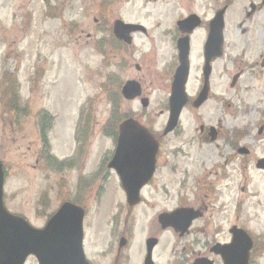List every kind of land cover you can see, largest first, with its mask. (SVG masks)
I'll return each instance as SVG.
<instances>
[{"label": "rangeland", "instance_id": "obj_1", "mask_svg": "<svg viewBox=\"0 0 264 264\" xmlns=\"http://www.w3.org/2000/svg\"><path fill=\"white\" fill-rule=\"evenodd\" d=\"M203 7L204 0H0V162L6 171L5 204L11 213L22 215L33 226L40 227L64 201H79L80 189L70 186L72 180L60 183L57 161L74 156L75 138L82 127L89 133L87 155L91 158L89 168L88 165L85 168L83 161L80 166L76 165L81 167L82 173L98 167L105 151L111 147L104 136L106 125L109 126L112 115H116L111 93L117 91L110 87L109 70L116 78L123 72L124 79L142 77L144 96L150 100L149 107L144 109L140 101H121L116 96L120 113L137 114L147 126L154 127L157 135L164 138L165 156L161 163H172L171 149L175 145L179 147L187 139L188 118V113H184L182 138L175 142L171 134L163 136L169 116L168 72L169 66L175 63L170 51L172 32L177 21L189 12L203 15ZM118 18L142 23L150 30L149 38L143 35L136 38L139 48L133 50L135 60L130 52H126L131 66L124 70L117 66V59H113L115 66L109 67L111 44L106 45L111 40L109 27ZM89 34L91 38H88ZM155 46L160 49L161 56L153 55L149 59L145 52L155 51ZM137 64L143 71L136 69ZM14 94L18 100L12 96ZM86 107L87 116L91 115L90 121L86 117L84 120L80 118ZM48 112L51 121L47 118ZM42 119L48 128L45 147L39 133ZM248 144L252 147L254 141ZM254 147L251 158L242 157L240 181L236 182L234 192L227 198L229 201L226 200L231 205L229 211L222 212L220 203L223 200L218 196L213 203L218 214L209 212L207 219L212 228L219 230L226 226L227 233L228 224L234 220L233 205L240 204L242 226L260 239L264 238V172L256 169L255 159L264 155V145L256 140ZM47 155L48 165L44 163ZM178 157L182 158L180 163L186 169L187 165L193 169L194 176L203 177V162L207 161L205 166L210 168L218 159V152L208 146L188 158L182 157L178 151ZM169 169L168 166V170H163L162 182L165 183L156 186L157 190H149L151 206H154L152 213L137 215L138 244L150 233L148 229L141 228L142 223L153 216L156 218L159 212L172 211L178 204L174 197L179 181L171 177ZM194 176L191 183L196 186ZM99 183L97 179L92 181L90 187L85 188L86 195H83V200L87 205L89 202L90 207L87 254L91 259L93 252L105 249L102 238L108 209L115 204L107 200L97 203L102 191ZM161 238L163 253L161 251L156 260L158 264H168L187 241L174 238L169 232H163ZM27 264L38 263L35 258H30Z\"/></svg>", "mask_w": 264, "mask_h": 264}, {"label": "flooded vegetation", "instance_id": "obj_2", "mask_svg": "<svg viewBox=\"0 0 264 264\" xmlns=\"http://www.w3.org/2000/svg\"><path fill=\"white\" fill-rule=\"evenodd\" d=\"M203 8V15L189 12L180 19L184 21L195 17L200 24L198 28L188 27L182 30L186 33L183 34L176 27L174 33L172 32L170 51L174 56L175 63L169 66L170 85L168 87L170 93L179 67L178 43L185 38L189 39L188 104L178 127L171 134L175 142L182 138L185 128L183 115L188 113L187 139L185 142L182 141L179 147L175 145L171 149L172 163L162 165L161 160L165 156L164 138L157 135L154 127L147 126L142 122L137 114L125 116L124 119L118 121V125H111L105 132L104 137L110 142L111 147L105 151L99 161V166L94 167L88 173H82L81 167L76 166H80L81 161L85 163V168L87 165V168L91 166V163L88 164L91 159L90 155H87V148L90 145L88 142L89 133L85 127L77 132L74 156L57 161L60 183H68L72 180L73 183L70 186L76 187L77 190L80 189L78 202L66 200L63 203L74 204L84 214V251L90 264H158L156 257L164 247L161 238L163 232H169L170 236L187 241L179 247L178 255L169 259L171 262L168 264H226L225 253L227 251L234 254L235 264H243V262L264 264V238L257 239L242 226L240 204L233 205L232 213L235 221L228 224L227 233L226 226L219 230L217 227L212 228L210 220L207 219L209 212L218 214L217 210H214L216 206L213 205L218 196L223 200L220 203L222 212L229 211L231 205L227 198L231 197L236 182L240 181L242 157H252L254 153L252 149L255 148L256 140L264 145V0H204ZM217 18H222L223 33L220 36L214 35V44H211L212 24ZM99 22L96 21V23ZM105 22L108 24L107 21ZM126 23L141 25L145 27V30H139L131 36L123 34L122 37H119L115 34V20L113 21L109 27L111 40L106 42V45L111 44L108 51L111 54L110 68L115 66L113 59L119 60L117 66L122 70L126 66H131L126 52H130L135 60L133 50L139 48L136 38L141 35L145 38L150 37V30L144 24ZM199 33H201L200 36H198ZM88 38H91V34L88 35ZM145 54L151 59L153 55L161 56V51L155 46V51L147 50ZM136 69L143 71L139 64L136 65ZM109 73L111 74V86H109L117 91L111 93V98L114 101L117 100L116 96L121 98V101L125 100L123 87L127 83L135 82L140 86V94L149 101L148 105H150L149 98L144 96L142 77L124 79V72L118 73V78L113 71L109 70ZM136 101H140V99ZM116 106L120 107L119 104ZM87 113L88 110L80 118L84 120L86 117V120L90 121L91 115L89 117ZM129 119L145 125L159 144L154 173L147 181L145 180L147 172L143 157L138 156L131 148L127 149V154L117 155L119 126ZM46 130L45 127L42 131L39 130L44 147L46 146L44 136L48 133ZM249 141H254L252 147H249ZM208 146L216 148L218 159L213 161L210 168H206L207 161H204L201 168L205 174L203 177L194 176L192 174L194 171L189 165L186 169L184 164L180 163L182 158L178 157V151H181L182 157L188 158L192 153H201ZM255 161L258 168L264 161V155L256 158ZM44 163L46 165L50 163L48 155L44 159ZM168 166L171 177L175 181H179L174 197L178 204L172 211L159 212L156 218L153 216L150 220L143 222L141 228L148 229L150 233L138 244L139 242L136 241L137 215L152 213L154 206H151L149 190H157L156 186L165 183L162 182L164 181L162 174L163 170H168ZM118 169L127 171L122 174L127 185L133 188L140 187L138 202L129 203V196L124 189ZM66 173L70 174L66 175ZM193 176L196 186L191 183ZM96 179L100 181L99 185L102 189L97 203L107 200L109 203L115 202V204L113 208L108 209L106 230L102 238L105 249L93 252L91 259L87 254V226L90 207L89 202L87 205L83 200V195H86L85 188H89L91 182ZM163 186L165 187V185ZM166 192L170 195L167 189ZM168 197L171 198V196ZM211 206L212 211H210ZM179 211H186L189 215L182 214L176 217L170 226L164 227L163 223L161 224V216L172 215ZM194 214H197V218L191 220ZM210 215L213 216L212 213ZM49 219L44 225L34 226V228H45L49 224ZM236 229H243L250 234L253 240L251 248L246 242L241 243V241L237 242L239 245L234 244L233 250L227 248L233 243V231ZM216 247L220 251L218 254L215 251Z\"/></svg>", "mask_w": 264, "mask_h": 264}, {"label": "water", "instance_id": "obj_3", "mask_svg": "<svg viewBox=\"0 0 264 264\" xmlns=\"http://www.w3.org/2000/svg\"><path fill=\"white\" fill-rule=\"evenodd\" d=\"M198 25L199 21L195 17L181 24V26H192V28ZM219 27L222 31L223 23L216 20L212 29L215 30ZM140 29L142 28L139 26L125 24L121 21H117L115 24V32L119 37ZM212 44H214V38ZM179 50L181 66L177 70L173 84L170 100L171 119L165 131L166 134L172 132L177 126L181 112L187 104L186 84L189 71V39L185 38L179 42ZM139 92V87L135 86L134 83H130L124 89V95L129 100L140 96ZM143 104L144 106L148 105L147 101H143ZM120 131L121 136L117 155H125L128 152L127 149L131 148L135 151L134 153L143 157L147 172L145 180L147 181L154 171L155 156L158 150L157 144L149 132L134 120L125 122ZM118 172L131 200L130 203L137 202L140 187L133 188L126 184V179L122 176V174L127 173L126 170L118 169ZM3 196L4 170L0 162V264H25L31 255L37 257L39 264H89L83 252L84 215L79 208L67 203L49 222L46 229L35 230L24 219L12 216L6 211ZM182 214V212H178L174 215L162 216L160 221L164 227L170 226L173 219ZM233 234L234 242L227 248L233 250L234 244L239 245L237 243L239 241L241 243L246 242L250 246L251 240L244 231L235 230ZM215 251L216 253L220 252L218 247L215 248ZM225 261L226 264H235L234 254L227 251ZM243 264L246 263L243 262Z\"/></svg>", "mask_w": 264, "mask_h": 264}, {"label": "trees", "instance_id": "obj_4", "mask_svg": "<svg viewBox=\"0 0 264 264\" xmlns=\"http://www.w3.org/2000/svg\"><path fill=\"white\" fill-rule=\"evenodd\" d=\"M12 96H14V98H15L16 100H18V97L16 96V94H14V95H12Z\"/></svg>", "mask_w": 264, "mask_h": 264}]
</instances>
